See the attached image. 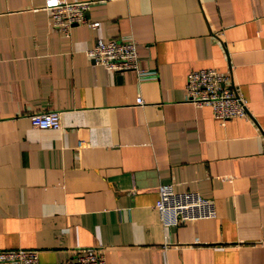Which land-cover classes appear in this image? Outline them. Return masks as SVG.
<instances>
[{
	"label": "crops",
	"instance_id": "crops-1",
	"mask_svg": "<svg viewBox=\"0 0 264 264\" xmlns=\"http://www.w3.org/2000/svg\"><path fill=\"white\" fill-rule=\"evenodd\" d=\"M84 1L98 26L64 34L45 0H0V250H35L38 264L83 248L105 264H264V0ZM129 35L138 75L86 55ZM199 68L230 76L247 118L219 124L184 101ZM38 111L59 127H31ZM160 184L212 199L215 216L164 226Z\"/></svg>",
	"mask_w": 264,
	"mask_h": 264
},
{
	"label": "built area",
	"instance_id": "built-area-1",
	"mask_svg": "<svg viewBox=\"0 0 264 264\" xmlns=\"http://www.w3.org/2000/svg\"><path fill=\"white\" fill-rule=\"evenodd\" d=\"M88 1L45 0L43 7L50 16V25L64 34H68L73 24H84L89 28L98 26L96 21H88L83 15ZM86 55L97 64L112 70H135L139 60L136 40L133 36L103 40L96 38L93 45L86 50ZM184 101L194 106H207L212 116L219 122L234 117H248L245 99L231 82L229 75L219 74L213 68L190 70L184 84ZM136 104L142 99L136 96ZM33 128L59 127L56 111H38L28 115ZM154 207L160 222L164 226L177 225L183 221H192L215 216L213 200L201 196L193 190L175 192L171 184H160ZM0 264H38L37 252L32 249L0 250ZM51 264H105L102 251L96 248H83L73 256Z\"/></svg>",
	"mask_w": 264,
	"mask_h": 264
}]
</instances>
